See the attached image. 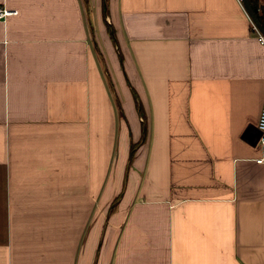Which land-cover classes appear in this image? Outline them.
I'll return each mask as SVG.
<instances>
[{
  "label": "crops",
  "instance_id": "crops-1",
  "mask_svg": "<svg viewBox=\"0 0 264 264\" xmlns=\"http://www.w3.org/2000/svg\"><path fill=\"white\" fill-rule=\"evenodd\" d=\"M0 5V264H264L242 0Z\"/></svg>",
  "mask_w": 264,
  "mask_h": 264
},
{
  "label": "built area",
  "instance_id": "built-area-1",
  "mask_svg": "<svg viewBox=\"0 0 264 264\" xmlns=\"http://www.w3.org/2000/svg\"><path fill=\"white\" fill-rule=\"evenodd\" d=\"M18 13V9L7 8L5 6L0 5V21H3L7 18V16ZM253 27L258 31L259 39L264 43V33L260 31L257 27L256 23L253 21ZM258 127L260 130L259 137V146L263 150L264 153V101L261 107L260 116L258 120ZM258 162H264V154L257 158Z\"/></svg>",
  "mask_w": 264,
  "mask_h": 264
},
{
  "label": "trees",
  "instance_id": "trees-1",
  "mask_svg": "<svg viewBox=\"0 0 264 264\" xmlns=\"http://www.w3.org/2000/svg\"><path fill=\"white\" fill-rule=\"evenodd\" d=\"M252 20L264 33V0H242Z\"/></svg>",
  "mask_w": 264,
  "mask_h": 264
},
{
  "label": "water",
  "instance_id": "water-1",
  "mask_svg": "<svg viewBox=\"0 0 264 264\" xmlns=\"http://www.w3.org/2000/svg\"><path fill=\"white\" fill-rule=\"evenodd\" d=\"M112 206H113V204L111 205V207H112ZM111 207L109 208V212H110Z\"/></svg>",
  "mask_w": 264,
  "mask_h": 264
}]
</instances>
